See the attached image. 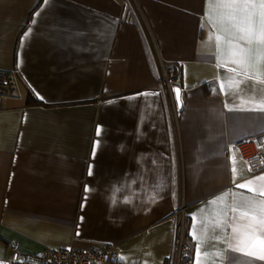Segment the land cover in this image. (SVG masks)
<instances>
[{
    "label": "crops",
    "instance_id": "1",
    "mask_svg": "<svg viewBox=\"0 0 264 264\" xmlns=\"http://www.w3.org/2000/svg\"><path fill=\"white\" fill-rule=\"evenodd\" d=\"M133 2L0 0V71L17 89L0 111V264L96 244L119 250L100 264H169L181 207L189 264H264V228L230 240L261 218L257 207L233 221L231 194L264 200L237 187L264 185V169L235 147L262 149L264 112L229 110L264 95V46L241 39L248 10L218 6L246 0ZM235 46L251 50L254 79L230 71ZM224 193L226 218L209 204Z\"/></svg>",
    "mask_w": 264,
    "mask_h": 264
},
{
    "label": "built area",
    "instance_id": "2",
    "mask_svg": "<svg viewBox=\"0 0 264 264\" xmlns=\"http://www.w3.org/2000/svg\"><path fill=\"white\" fill-rule=\"evenodd\" d=\"M134 0L125 1L130 4ZM135 3V2H133ZM160 84L164 81L160 80ZM165 86L173 89L170 79L165 77ZM17 95L14 75L10 72L0 71V111L4 109L8 97ZM262 149L259 151H245L252 141L244 139L236 142L235 147L241 152L242 158L248 169L252 172L264 169V136ZM186 216L184 208L174 213L172 251L169 264H181L190 255V247L185 241ZM119 258V250L110 245L96 244L84 249L61 248L46 249L37 254H23L14 252L7 264H100L105 261H116Z\"/></svg>",
    "mask_w": 264,
    "mask_h": 264
},
{
    "label": "snow or ice",
    "instance_id": "3",
    "mask_svg": "<svg viewBox=\"0 0 264 264\" xmlns=\"http://www.w3.org/2000/svg\"><path fill=\"white\" fill-rule=\"evenodd\" d=\"M219 7L224 8H231V9H246L248 10V26L245 29H242V31H245L246 36H242L241 39H246V42L248 44L252 43V40L250 37L253 35H256L258 43L261 46H264V0H259V3L252 2V0H246L245 3L238 4V3H225L218 5ZM257 9H259V26L257 28L256 21L253 19V17L257 14ZM209 20H211V17H209ZM27 35V34H26ZM217 41L219 42L221 37H216ZM238 51L232 52V63L237 64L241 71H237L236 69H230V71H233L236 73V75H243L245 77V80L248 79H254V77H251L247 73V68L249 67V48H243L239 46H235ZM264 58V52H261L260 56L257 57V59ZM259 83L264 84V77H258ZM244 81H237L235 76L232 77V79L228 83V87H235L239 88V85L243 83ZM224 85L222 84V88ZM247 107H237L236 109H229L231 110H240V111H261L264 112V95H261L259 100L256 99L255 96L250 97L248 101L243 102ZM97 135H101L100 130H97ZM235 171V169H233ZM92 170L89 169V175H92ZM260 180H264V177L258 178ZM255 184V181H248L246 184H240L237 185L238 188L244 189L248 188L249 191L255 192L256 195H264V185H261L258 188H251L250 185ZM86 191H90L89 188H86ZM228 193L222 194L221 197H217L214 201H210V205H219L223 211L220 212L218 215L221 217L227 216V209H226V201L228 199ZM232 220L235 221L237 219L235 213H237L238 210H240V220H246L247 217V210H255L257 207H259L261 212V218L258 222L253 223L252 221H247L246 224L243 226H238L236 224L232 227V236L230 237V240H240L241 235L248 229L253 228H264V200H260L258 203L256 201L255 196L248 197L245 195L237 196L236 193H232ZM224 223L223 220H217V223L213 226L215 227H223ZM198 246L201 244L200 240L197 239ZM229 247H233L231 244H229ZM238 250V249H233ZM200 248L198 247V254H199ZM207 255V254H205ZM216 255H220V253H216ZM260 259H264V255L259 256ZM199 264V261H198Z\"/></svg>",
    "mask_w": 264,
    "mask_h": 264
},
{
    "label": "trees",
    "instance_id": "4",
    "mask_svg": "<svg viewBox=\"0 0 264 264\" xmlns=\"http://www.w3.org/2000/svg\"><path fill=\"white\" fill-rule=\"evenodd\" d=\"M204 88H205V91H211V89L213 88V85H210V84H204ZM187 232H188V228H187V220H186V227H185V241L187 243ZM191 254H192V251H191V248H190V255L188 258H186L181 264H189L191 262Z\"/></svg>",
    "mask_w": 264,
    "mask_h": 264
},
{
    "label": "water",
    "instance_id": "5",
    "mask_svg": "<svg viewBox=\"0 0 264 264\" xmlns=\"http://www.w3.org/2000/svg\"><path fill=\"white\" fill-rule=\"evenodd\" d=\"M173 92H174L176 101H177V103L179 105L180 104V102H179V100H180V90L178 88H174Z\"/></svg>",
    "mask_w": 264,
    "mask_h": 264
},
{
    "label": "rangeland",
    "instance_id": "6",
    "mask_svg": "<svg viewBox=\"0 0 264 264\" xmlns=\"http://www.w3.org/2000/svg\"><path fill=\"white\" fill-rule=\"evenodd\" d=\"M125 1H129V0H125Z\"/></svg>",
    "mask_w": 264,
    "mask_h": 264
}]
</instances>
